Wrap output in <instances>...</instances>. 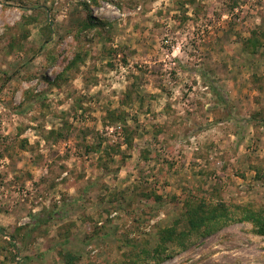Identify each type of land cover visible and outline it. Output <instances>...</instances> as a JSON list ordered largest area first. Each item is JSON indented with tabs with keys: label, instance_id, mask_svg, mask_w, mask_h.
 Segmentation results:
<instances>
[{
	"label": "rangeland",
	"instance_id": "1",
	"mask_svg": "<svg viewBox=\"0 0 264 264\" xmlns=\"http://www.w3.org/2000/svg\"><path fill=\"white\" fill-rule=\"evenodd\" d=\"M259 29L264 0H0V264H128L187 229L189 195L263 211ZM164 264H264V236L236 224Z\"/></svg>",
	"mask_w": 264,
	"mask_h": 264
},
{
	"label": "trees",
	"instance_id": "2",
	"mask_svg": "<svg viewBox=\"0 0 264 264\" xmlns=\"http://www.w3.org/2000/svg\"><path fill=\"white\" fill-rule=\"evenodd\" d=\"M81 27L85 30H92L97 29L98 25H92L91 22H86L81 24ZM263 44L264 32L261 29L255 30L252 33V38L244 41V50L255 52L261 50L260 48H262ZM210 89L216 100H218V104L226 108L228 101L220 89L213 83L210 84ZM107 120L116 123L122 121L123 117L122 114H118L117 110H114L108 112ZM249 122L254 126L264 127V117L259 118L257 115H254L250 121H247V124ZM183 210V221L187 228L185 231H179L178 223L172 227L159 230L156 245L150 249L144 248L137 252V255L128 264H164L189 252L204 239L214 236L222 230L236 224L250 225L256 235L264 236V210L255 211L245 206L228 204L224 201L208 203L205 200L197 199V197L191 195L184 201ZM52 220V215H49L45 219L37 216V224L34 226L33 231L38 230L43 224L46 225ZM1 232H4L2 228L0 229ZM24 236L25 241L29 235L26 233ZM16 240L17 236L12 235L11 240L8 241V246L12 253L10 254L13 258L20 251ZM59 256L64 264H77L81 260L80 256L71 251H60Z\"/></svg>",
	"mask_w": 264,
	"mask_h": 264
}]
</instances>
